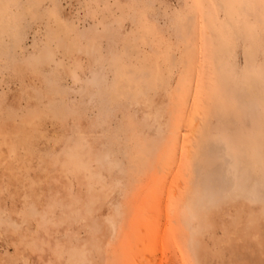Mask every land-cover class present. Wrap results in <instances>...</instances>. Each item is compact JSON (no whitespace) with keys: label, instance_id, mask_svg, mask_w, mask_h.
<instances>
[{"label":"rangeland","instance_id":"rangeland-1","mask_svg":"<svg viewBox=\"0 0 264 264\" xmlns=\"http://www.w3.org/2000/svg\"><path fill=\"white\" fill-rule=\"evenodd\" d=\"M221 136L264 162V0H0V264H264Z\"/></svg>","mask_w":264,"mask_h":264},{"label":"bare ground","instance_id":"bare-ground-1","mask_svg":"<svg viewBox=\"0 0 264 264\" xmlns=\"http://www.w3.org/2000/svg\"><path fill=\"white\" fill-rule=\"evenodd\" d=\"M195 128V127H194ZM193 128V129H194ZM193 132V131H192ZM195 139V138H194ZM212 140V139H211ZM213 140H215V143H217L216 145L218 146H222V149H220V150H223V153L222 152H220V154L219 153H217L218 151H220V150H217L218 149V147L217 146H214L215 148H217V149H215V152H216V150H217V152L216 153H214V154H219V155H221V156H224V157H221V158H223V159H221L222 161H221V163L218 161V164L220 163V166H219V168L221 169H217L216 170V164H217V162H216V164H215V166L214 167H212L213 169H214V171L216 172L215 173V176H214V174L212 173V172H210L211 171V169H208V167L207 168H205V170L204 169H202V168H200V169H202L201 170V172L204 174V176L202 175V173H201V175L204 177V180H203V182H202V178L199 180V178L198 177H201V175L200 176H198L197 177V175H196V177L198 178V180L200 181V183L202 182V184H203V188H202V186H201V188H200V186H199V188L201 189V193H200V195L203 197L204 195H205V199L206 198H208V196H209V200H210V198H211V200H212V198L214 197H210V196H212L213 195V191H211V192H208V194H204V190L203 189H205V188H207V187H205V185H204V181H208L207 179L208 178H211V177H209V176H211L212 175V177H215V179L214 178H211V181H209V182H205L206 183V186H207V184L208 183H211V185H213V187H214V189H215V191H214V193L216 194L217 193V191H216V186L219 184V182H221V183H223L224 184V186H223V184H219L220 186H218L219 187V192H220V190L221 191H223L224 190V192H222L223 194L225 193V191H226V187L228 188L227 189V191L229 190V191H231V192H229L228 193V195H231V194H235L236 196H241V197H243L244 199H246L247 201H248V199L249 200H254L255 202H256V200L257 199H259L258 201H260V200H262V202H264V200L262 199L263 198V196H264V162L263 161H261V159H259L258 161H255V157L257 156L253 151H252V149L250 150V151H247V152H245L244 150H242V149H237L238 148V145L236 144V142L235 141H233L232 140V138H230V137H224V136H221V137H218L217 139H213ZM207 142V141H206ZM213 142V141H212ZM205 145V144H204ZM206 146V145H205ZM205 146H202V143H201V148L203 147H205ZM209 147H210V149H211V147L212 146H210L209 145ZM237 147V148H236ZM220 148V147H219ZM210 149H209V151H210ZM190 150V149H189ZM192 150V149H191ZM190 150V151H191ZM202 150H204V149H202ZM207 150V152L209 153V151H208V149H206ZM194 151V150H193ZM201 150H200V148H199V151H197V154L195 155V157H194V160H195V162L193 163V165L195 166V169H197V168H199L200 167V164H199V166H198V164L196 163L197 162V160H200L201 158H203L204 157V155L202 156L201 154V156L198 154V153H201L200 152ZM189 152V151H188ZM222 153V154H221ZM191 154V153H190ZM195 153H193V155H194ZM192 155V154H191ZM192 155V156H193ZM197 155H199L200 157H198ZM208 156H209V154H207ZM213 155V154H212ZM192 156H191V158H192ZM190 157V156H189ZM205 157H206V153H205ZM220 157V156H219ZM220 159V158H219ZM202 161L203 160H205V159H201ZM201 161V162H202ZM205 162V161H204ZM203 163V162H202ZM218 166V165H217ZM199 169V170H200ZM194 170V169H193ZM199 170H195V172H196V174H198V171ZM219 170H220V172H219ZM219 172V173H218ZM217 174H218V176H217ZM195 177V178H196ZM194 178V179H195ZM197 178H196V180L195 181H197ZM206 179V180H205ZM215 181V182H214ZM198 184H199V182H197ZM218 183V184H217ZM217 184V185H216ZM194 185H196V183H194ZM210 185V184H209ZM225 185H226V187H225ZM223 186V187H222ZM205 187V188H204ZM216 187V188H215ZM222 187V188H221ZM197 188H198V186H197ZM196 188V189H197ZM208 189V188H207ZM194 191H196V190H194ZM198 191V190H197ZM189 194V193H188ZM202 194H204V195H202ZM214 194V195H215ZM219 194H221V193H219ZM218 194V195H219ZM207 195V196H206ZM224 195H227V194H224ZM203 199V198H202ZM207 200V199H206ZM251 203V202H250ZM254 203V202H253ZM185 205H186V207L188 206V204L187 203H185ZM262 205H263V203H262ZM264 207V206H263ZM264 208H262V210H263ZM262 214H264L263 212H262Z\"/></svg>","mask_w":264,"mask_h":264}]
</instances>
